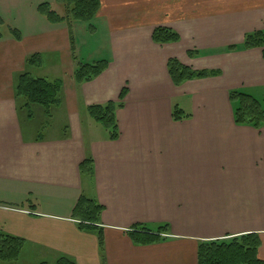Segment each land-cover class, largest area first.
I'll return each mask as SVG.
<instances>
[{
  "label": "crops",
  "instance_id": "obj_1",
  "mask_svg": "<svg viewBox=\"0 0 264 264\" xmlns=\"http://www.w3.org/2000/svg\"><path fill=\"white\" fill-rule=\"evenodd\" d=\"M15 2L0 6L21 35L8 30L0 38V230L24 239L18 261L65 255L75 264H197L200 241L245 233L258 234L264 260V121L259 129L236 124L228 96L235 88L264 96V48L227 50L263 27L264 0H100L82 59V22L51 23L36 7L17 23ZM157 26L179 40L153 42ZM71 37L77 59L108 62L91 81L72 77ZM32 53L64 60L57 78L69 122L61 136L23 131L15 82ZM171 57L220 74L176 86ZM124 86L119 136L109 140L82 114L118 100ZM173 105L190 116L173 120ZM87 156L92 177L79 171ZM82 194L103 206L95 230L72 217ZM136 224H167L165 239L136 244L128 234Z\"/></svg>",
  "mask_w": 264,
  "mask_h": 264
},
{
  "label": "trees",
  "instance_id": "obj_2",
  "mask_svg": "<svg viewBox=\"0 0 264 264\" xmlns=\"http://www.w3.org/2000/svg\"><path fill=\"white\" fill-rule=\"evenodd\" d=\"M54 1L56 2V6L49 2H41L37 5V10L49 22H67V24H70L71 21L81 20L89 22V30H93L92 21L100 7V0ZM3 23V19L0 16V38L3 35L1 31ZM9 32L16 39L21 37L20 32L15 28H9ZM179 38V34L167 26H157L152 32V40L158 44L176 42ZM70 41L73 59L76 61L72 73V77L76 83L91 81L106 69L108 62L104 59L92 62H83L77 59L74 54L72 37ZM254 47L264 48V22L261 29L247 32L241 44L229 46L227 50L233 51ZM188 55L193 56L194 53L189 51ZM26 64L28 66L40 65V54L32 53L28 55ZM167 70L172 83L176 86L185 80L220 74V71L216 69L192 68L175 57L167 60ZM127 91V87L124 86L118 100H108L103 103L86 106V112L89 117L107 131V139L109 140H115L119 136L116 110L123 107ZM61 92L62 80L60 78L47 79L36 77L28 71L21 72L16 77L15 97L17 100H22V107L26 109L28 117L32 115L31 104L43 106L45 115L51 117L52 108L61 103ZM228 96L233 110L234 122L238 125H249L259 129L264 121V98H257L243 88L231 89ZM171 116L173 120L179 121L190 115L177 105H173ZM79 171L84 176H93V158L91 156L85 157L80 162ZM102 209L103 206L95 198H89L82 194L73 207L72 217L78 220L80 229L95 230L100 221ZM167 230V224L156 228H151L144 224H136L129 230L128 234L133 242L144 245L165 239V236L162 234ZM98 237L101 246L102 238L100 233H98ZM259 244L260 240L257 233H245L200 241L197 248V264H264V260L258 256ZM23 245L24 239L0 230V264H19L18 258ZM38 264L75 263L71 258L60 255L53 263L41 261Z\"/></svg>",
  "mask_w": 264,
  "mask_h": 264
},
{
  "label": "rangeland",
  "instance_id": "obj_3",
  "mask_svg": "<svg viewBox=\"0 0 264 264\" xmlns=\"http://www.w3.org/2000/svg\"><path fill=\"white\" fill-rule=\"evenodd\" d=\"M12 0H0V6H6V2H11ZM13 6L14 14H16L15 22L19 23L20 20H23L25 17L30 16V12L34 11L37 5L41 2H49L52 5L56 6V2L54 0H15ZM55 8V7H53ZM57 9V8H56ZM13 13V12H12ZM12 15V14H11ZM0 16L3 19V25L1 27L2 33H8L9 28H15L12 25V18H8V15ZM10 17V16H9ZM14 19V18H13ZM82 22L81 24L85 26V36L84 41H87L85 45L78 44L80 47V58L85 54L87 50H89L92 42L94 41V33L93 30H89V22L86 21H77ZM93 25V21H92ZM81 45V46H80ZM76 56V55H75ZM42 61L40 65L27 66L25 71L32 73L33 76L36 77H44L47 79H55L60 75L61 71L59 69L64 68V60L61 59L60 54L56 53H45L42 54ZM82 59V58H81ZM84 61V60H83ZM62 95V93H61ZM257 98H264V96H255ZM31 112L32 115L30 117L27 116L26 109L22 107V100H18V111L21 117V124L25 135L30 134H41L44 137H54L61 136L64 134L66 126L68 125V118L66 110H64V106H56L52 108V116L47 117L44 112L43 106L39 104H31ZM86 120L89 121L97 130L105 131L103 127L99 124L95 123L85 111L82 114ZM18 263L22 264V261L19 260ZM52 263V262H49Z\"/></svg>",
  "mask_w": 264,
  "mask_h": 264
}]
</instances>
